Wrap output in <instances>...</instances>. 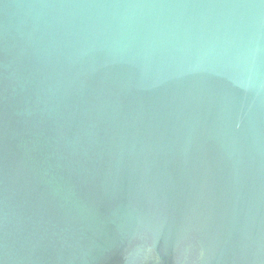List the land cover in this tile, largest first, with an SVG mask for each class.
Segmentation results:
<instances>
[{"label":"water","instance_id":"95a60500","mask_svg":"<svg viewBox=\"0 0 264 264\" xmlns=\"http://www.w3.org/2000/svg\"><path fill=\"white\" fill-rule=\"evenodd\" d=\"M0 264H264V0H0Z\"/></svg>","mask_w":264,"mask_h":264}]
</instances>
